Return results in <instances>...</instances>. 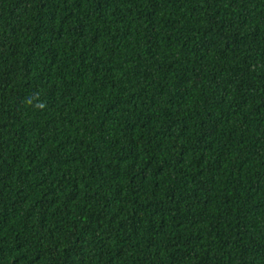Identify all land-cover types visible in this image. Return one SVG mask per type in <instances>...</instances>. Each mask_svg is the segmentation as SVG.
<instances>
[{"label":"trees","instance_id":"1","mask_svg":"<svg viewBox=\"0 0 264 264\" xmlns=\"http://www.w3.org/2000/svg\"><path fill=\"white\" fill-rule=\"evenodd\" d=\"M0 264H264V0H0Z\"/></svg>","mask_w":264,"mask_h":264}]
</instances>
